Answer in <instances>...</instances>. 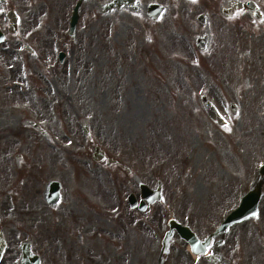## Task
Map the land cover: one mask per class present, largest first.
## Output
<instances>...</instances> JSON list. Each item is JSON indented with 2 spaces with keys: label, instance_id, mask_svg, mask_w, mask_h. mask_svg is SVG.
I'll return each mask as SVG.
<instances>
[{
  "label": "rangeland",
  "instance_id": "1",
  "mask_svg": "<svg viewBox=\"0 0 264 264\" xmlns=\"http://www.w3.org/2000/svg\"><path fill=\"white\" fill-rule=\"evenodd\" d=\"M193 15L164 17L155 25L134 16H84L76 43L64 48L69 54L65 63L55 59L50 73L47 64L33 66V90L25 96L19 91L23 87L6 89L3 81L12 76L0 72V110L11 107L18 117L37 119L64 150H50L49 145L45 153L68 154L65 148H78L81 155H90L98 143L143 181L164 183L163 200L145 212L125 202L119 210L107 209L113 196L100 177V171L111 169L104 161L95 168L98 213L83 201L76 207L82 221L94 219L92 226L81 228L86 238L81 250L73 257L50 255L42 264H158L171 217L204 236L218 227L257 178L264 163V27L247 31L215 26L211 46L201 52L194 38L202 31L193 27ZM44 20L37 18L33 24ZM202 92L225 115V127L200 104ZM230 102L238 105L236 114ZM83 120L89 123L90 140ZM13 131L0 127V137ZM24 132L43 137L35 129ZM67 138H77L80 145L68 144ZM82 169L89 175L84 163ZM82 169L77 177L84 183ZM59 174L50 171L46 177ZM133 189L139 190L134 183L129 191ZM53 217L50 213L48 223ZM94 226L97 236L89 239ZM36 227L38 223L30 228ZM39 233L38 248L44 242L42 228ZM17 234L25 235L20 230ZM226 238L239 263L264 264V197L258 218L232 225ZM164 256L163 264L202 263L178 233Z\"/></svg>",
  "mask_w": 264,
  "mask_h": 264
},
{
  "label": "flooded vegetation",
  "instance_id": "2",
  "mask_svg": "<svg viewBox=\"0 0 264 264\" xmlns=\"http://www.w3.org/2000/svg\"><path fill=\"white\" fill-rule=\"evenodd\" d=\"M110 1L0 0V72L7 71L12 76L9 81H3L5 88L12 90L23 87L19 91L21 96H25L33 90V66L47 64L46 70L50 73L48 66H51L55 59H58L60 64L65 63L61 62L59 54L64 51L67 59L69 54L64 48L76 43L78 27L74 36L69 34L67 29L69 17L77 8L79 22L84 16L92 20L97 17L125 15L145 18L150 25H155L159 22L153 20L158 16L155 11L162 10L159 16L161 18H187L190 13L195 14L193 16L197 19L203 15L205 22L196 21L193 25L195 30L202 32L212 33L215 26L218 29L237 28L247 31L257 28L258 22L264 26V8L263 3H260L264 0H196L195 3L192 0H123L110 10H104L105 4ZM37 18L45 20L41 25H34ZM52 76L56 77V73H52ZM16 113L11 107L6 112L0 110V127L14 130L11 136L0 137V232L3 231L6 240L0 264H23L21 246L25 241L29 242L31 249L42 261L50 255L64 257L67 254L68 257H73L85 243L86 238L81 228L86 229L94 222L92 216L82 221L83 215L76 211V207L83 201L90 212L98 213V191L94 184L98 181V170L95 168L104 161L105 164L102 165L111 168L100 171V177L109 183L113 196V201L109 199L107 202L110 205L107 209L116 207L119 210L125 207V203L130 205V193H135L140 200L141 177L116 154L117 157L106 154L107 159L97 161L93 159V153L83 156L78 148H65L68 154L45 153L49 151L45 146L49 145L50 150H64L59 147L58 139L45 137L37 130L44 137H33L29 133L25 135L24 130L27 132L34 129L28 124L31 117H18ZM67 140L68 144L80 145L77 138L76 141L70 138ZM89 156L91 161L86 159ZM82 163L86 168H90L89 175L82 169ZM112 167H119L124 175H120V171L113 170ZM80 168L82 173L87 175L84 183L77 177ZM50 171L61 175L47 178L46 174ZM54 180L60 188V198L56 204L47 198L50 184ZM100 181L102 182L101 179ZM133 183L139 190L129 191ZM50 213L54 217L48 223ZM120 214L121 212H117L116 216ZM36 223L40 227L31 229ZM41 228L44 232V242L38 248L36 244L38 245ZM89 229L91 233L88 238H95L96 227L94 236L93 228ZM18 230L25 235L20 237ZM209 235L210 233H207L200 237L205 239ZM219 240V237L212 238L209 254L198 256L202 261L199 264H209L208 257L215 258L217 253L221 254L220 259L224 257L232 264H241L232 255L235 250L229 245L227 238L217 244ZM91 246L98 247L95 242H92Z\"/></svg>",
  "mask_w": 264,
  "mask_h": 264
},
{
  "label": "water",
  "instance_id": "3",
  "mask_svg": "<svg viewBox=\"0 0 264 264\" xmlns=\"http://www.w3.org/2000/svg\"><path fill=\"white\" fill-rule=\"evenodd\" d=\"M200 40L199 41L204 44V38H200ZM201 102H202L203 106L205 107V109L207 110L208 114L213 119L218 120L221 124H224V120L222 119V117L218 113L216 107L209 101V99L206 97V95H203L201 97ZM95 158H97L98 160L103 158L102 152L101 153L100 152L95 153ZM261 171H262V175H263V178H264V166H263ZM263 183H264V180H262L256 187H254L245 196L241 206L237 210H235L224 221V223L218 229L217 234L218 233L225 234V232L229 229V227L233 223L239 222V221H241L243 219H247V218H249L251 216L256 217L258 215V212H259V201H260V199L262 198V195H263V190H262ZM142 188H143V194L145 196H150L152 198L151 202H154L156 200L161 199V185L159 186L158 191H153V192L149 189V187L147 185H142ZM58 196H59V194L56 191L55 196L51 195L49 197V200L54 202V201H56L58 199ZM146 206H147L146 204H143V205H141V208L145 209ZM254 214H257V215H254ZM169 224H170L171 229L167 232V234H166V236L164 238L165 247L168 246L169 241H170L175 229L178 230V232L181 234V236L183 238H185L187 240H190L194 244L199 243V240L197 239L196 235L192 232V230L188 226H185V225L181 224L176 219H171ZM207 243H208V240L206 241V243H204V245L206 246ZM202 251L204 252V250H202ZM23 255H24V260L28 264L31 261V258L33 257L32 253L30 252V250L28 248V246H24L23 247ZM221 263L222 264H227V262H225V261H221Z\"/></svg>",
  "mask_w": 264,
  "mask_h": 264
},
{
  "label": "snow or ice",
  "instance_id": "4",
  "mask_svg": "<svg viewBox=\"0 0 264 264\" xmlns=\"http://www.w3.org/2000/svg\"><path fill=\"white\" fill-rule=\"evenodd\" d=\"M192 2H193V3H195V2H196V0H192ZM228 130L230 131V129H228ZM254 215H257V214H254ZM257 218H258V216H257Z\"/></svg>",
  "mask_w": 264,
  "mask_h": 264
}]
</instances>
